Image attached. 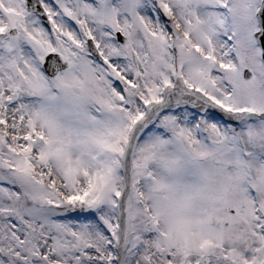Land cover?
<instances>
[{"label":"snow or ice","instance_id":"snow-or-ice-1","mask_svg":"<svg viewBox=\"0 0 264 264\" xmlns=\"http://www.w3.org/2000/svg\"><path fill=\"white\" fill-rule=\"evenodd\" d=\"M0 264H264V0H0Z\"/></svg>","mask_w":264,"mask_h":264}]
</instances>
